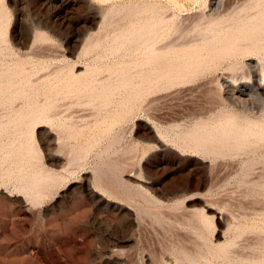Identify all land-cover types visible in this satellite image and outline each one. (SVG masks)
Returning <instances> with one entry per match:
<instances>
[{
    "label": "rangeland",
    "instance_id": "1",
    "mask_svg": "<svg viewBox=\"0 0 264 264\" xmlns=\"http://www.w3.org/2000/svg\"><path fill=\"white\" fill-rule=\"evenodd\" d=\"M134 1L0 0V29L7 39L0 42V70L22 64L19 79L33 78L32 84L20 85L23 93L12 103L0 105L5 125L0 135V264H151V258L158 264L159 255L179 264H264V142L245 153L214 158L178 138L200 118L226 106L205 80L145 95L135 104L125 90H117L105 108L60 93L57 75H66L72 66L78 73L100 66L98 77L114 76L111 85L116 82L118 54L108 53L116 24H103L102 9ZM146 1L191 27L210 0ZM251 1L231 0L230 7L240 9ZM106 31L110 33L102 46L86 54L89 36ZM40 111L41 119L33 116ZM118 111L127 113L126 121H117ZM16 112L23 114L18 126L12 121ZM61 125H72L73 135ZM30 145L37 147L34 155L27 154ZM86 145L91 149L78 163L59 165ZM14 146L21 148L18 156ZM110 159L127 163L123 176L159 203H149L136 192L129 198L108 189L107 177L98 169ZM41 170L58 175L41 192H30V172L32 176ZM142 205L157 214L144 212ZM197 210L213 220L212 227L191 221ZM210 242L232 245L224 253L209 249Z\"/></svg>",
    "mask_w": 264,
    "mask_h": 264
},
{
    "label": "bare ground",
    "instance_id": "2",
    "mask_svg": "<svg viewBox=\"0 0 264 264\" xmlns=\"http://www.w3.org/2000/svg\"><path fill=\"white\" fill-rule=\"evenodd\" d=\"M172 1L177 2V0ZM231 3V0H210L205 10L195 16L191 27H185L181 21L175 19V16L169 17L164 14V8L160 7V5V8L156 7V4H151L146 0L116 3L105 7L102 9L101 14L103 24L105 26L116 24V29H112L114 32H112L114 45L112 48H108L110 51L107 50L109 54H118L119 59L118 61L116 60L118 62L117 70H115L116 82L111 85L113 82L112 77L114 78V76L101 80L98 77L100 66H86L85 71L82 73L76 72L75 66H72L69 72L67 70L68 73L64 74L65 76L57 75L58 84L56 81L53 82L61 86L62 90L59 91L63 97H65L64 95L67 97L71 96V98L73 97L81 101V103L84 101L94 107L105 108L113 102V97L117 90H125L128 93L127 100L135 104L140 102L145 95L148 96L151 93L180 85H194L198 80H205L214 97L220 101L221 105L226 106L221 107L217 113L212 114L207 119L200 118L192 126L179 133L178 138L184 140L192 149L214 158L240 152L245 153L252 147H257L259 144L262 145L261 143L264 142V0H253L245 4V6H240V9H237L236 6L231 8ZM2 29H0V42L7 41V39H2V35L5 34ZM109 33L106 31L103 35H96L93 38L89 36L84 46V52L88 54L99 49L104 40L108 38ZM37 38L41 39L44 37L39 35ZM7 66L5 65L3 68ZM24 66L17 64L14 67L0 70V105H8L20 96L25 88L20 85L24 81L25 85L33 83V78L29 77L31 74L25 80L19 79V76L23 75L22 69ZM12 70L13 72H11ZM36 72L39 71L36 70ZM50 90L46 91L49 92ZM28 106L31 105L29 104ZM44 109V111L48 110ZM128 109L131 110V108ZM255 109H257L256 112L254 111ZM44 111H40L39 114L33 116L41 119L40 116L43 115ZM118 113L120 112L118 111ZM27 114L29 117L30 113ZM120 114L121 116L119 115L117 118L119 123L126 119L125 114L127 113H124V115ZM30 116L33 118L32 115ZM46 117L48 118V116ZM12 121L17 126L20 125L23 121V114L14 113ZM114 123L111 125L108 123L107 125L109 126H107L106 131L111 129ZM4 126L0 122V135ZM71 126L61 125L67 135H73L74 128ZM6 130H9V127ZM160 133L163 137H166L163 131ZM110 144L112 145V142ZM89 145L83 146L79 150L77 148V151L72 156L69 155L67 158H63L61 162L58 161V163H61L59 165L78 163L89 153L91 149ZM15 148L16 146H14L12 151L18 156L21 148L18 150ZM36 148V146L30 145L27 148V154L34 155L37 151ZM4 155L6 156V154ZM4 155L3 157H5ZM0 158L2 159L1 156ZM110 160L104 161V163L100 164L101 167H98V170H101L103 175L107 177L104 183L109 186L108 189L110 188L111 191L114 190L117 193L121 192L119 194L126 195L129 198H135L137 193L149 203H159L142 185H133L123 176V173L128 168L124 166L127 163L123 165L122 161L117 160L118 163L117 161H112L113 159ZM254 163L258 162L255 161ZM251 165L254 164H249L248 166L251 167ZM129 172H127L128 176L138 179L134 172ZM27 174L29 177V173ZM57 175L54 172L45 173L42 171L36 172L31 176L30 172L29 187L31 188L28 190L35 189L38 193L41 192L42 187ZM103 175H101V178L104 177ZM132 190L134 192H131ZM94 191L100 194L97 189H94ZM35 194L37 193L35 192ZM108 200L114 202L113 200ZM181 204L183 202L175 203L173 206L177 207ZM208 207L212 208L210 205ZM143 208L141 209L144 212L157 214L149 206L145 205ZM191 219L193 222H201L206 229L213 226V220L204 212L198 210L194 211ZM231 245L232 243L214 246L210 242L208 247L211 250H221L227 253ZM112 250L118 249L113 248ZM150 257L148 255V258ZM154 262L151 258V264H154ZM157 263L179 264L178 260L171 257L166 258L164 255H159Z\"/></svg>",
    "mask_w": 264,
    "mask_h": 264
}]
</instances>
